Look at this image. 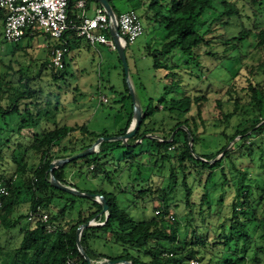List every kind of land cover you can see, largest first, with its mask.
Returning <instances> with one entry per match:
<instances>
[{
    "label": "trees",
    "instance_id": "1",
    "mask_svg": "<svg viewBox=\"0 0 264 264\" xmlns=\"http://www.w3.org/2000/svg\"><path fill=\"white\" fill-rule=\"evenodd\" d=\"M76 1L68 0L74 24L80 21L73 12ZM84 1L86 9L90 2L100 6ZM108 2L117 16L123 5L163 29V43L147 50L153 67L164 71L162 94L149 97L145 107L140 104L139 128L126 143L103 141L93 154L53 170L62 185L102 196L108 210L100 215L102 206L93 198L54 188L48 168L109 136L89 131L85 124L54 122L39 133L26 130L22 116L33 114L28 104H19L38 91L29 88L28 78L14 82L0 72V119L15 113L20 120L17 130H7L8 124L0 128V180L8 190L0 197V264H86L76 231L91 221L102 225L85 228L80 244L93 262L264 264V0ZM207 12L211 17L201 32L206 20L200 19ZM229 26L237 28L234 35L227 34ZM220 28L224 34L214 35ZM214 43L223 48L224 59L239 51L240 66L219 87L202 90L199 57ZM55 47L67 53L63 41ZM125 91L122 100L131 99ZM132 118L131 111L118 136ZM31 156L37 165L29 164ZM72 172L100 180L99 188L78 189L69 178ZM17 175L23 177V187L17 185ZM23 190L32 197L29 212L39 208L47 214L46 222L34 217L22 226L28 216L17 214L15 207ZM127 195L131 205H150L151 217L135 221L118 202ZM77 201H82L81 209L69 218ZM47 227L53 230L47 232ZM94 240L119 246V254L95 251Z\"/></svg>",
    "mask_w": 264,
    "mask_h": 264
},
{
    "label": "rangeland",
    "instance_id": "2",
    "mask_svg": "<svg viewBox=\"0 0 264 264\" xmlns=\"http://www.w3.org/2000/svg\"><path fill=\"white\" fill-rule=\"evenodd\" d=\"M95 5L93 2L88 4L86 9L88 16L93 15ZM73 8V12L76 10L78 14L81 13V10ZM120 9L122 12L128 11V8L123 5ZM136 13L141 19L144 32L127 47L125 55L135 100L139 106L141 104L145 107L149 97L155 99L162 94L164 71L153 67V59L147 55V50L163 43L164 31L162 28H154L141 11ZM208 17L207 12L200 19V21L206 20L201 26V32L206 28L211 16ZM214 32V35L224 34L221 28L214 29ZM236 32L237 28L228 27L227 34L234 35ZM45 37L38 35L32 41L23 37L18 43L10 44L4 41L0 29V72L7 73L4 79L16 82L19 78L23 81L28 78L29 88L38 91L33 99H23L19 104L20 108H24V103L28 104L33 114L32 118L23 114L25 129L39 133L44 128H52L54 122L69 126L85 124L89 131L98 135L118 136L128 115L131 111L133 113V103L128 98L122 100L121 94L127 96L125 87L127 89L128 87L116 51L109 50L104 45L91 46L84 38H81L79 46L76 48L71 46L65 54L64 70L59 71L60 69L50 67L47 47H55L63 40ZM203 50L206 51L201 52L199 57L200 69L196 70L201 76L198 83L202 90L210 86L217 88L238 70L240 52L235 51L231 57L224 59L222 58L223 48L219 47L218 43ZM243 52H246V48ZM196 80L194 79L195 82ZM101 98L107 101H100ZM229 108L231 109V106ZM19 122L18 115L11 113L4 119H0V128H5V124H8L7 130L14 131V129L17 130ZM155 127H159L158 121ZM28 161L29 164L37 165L36 157L31 156ZM68 170L70 167L66 168V171ZM69 178L81 190H93L100 185V180H92L85 173L72 172ZM15 180L19 187H23L24 180L21 175H17ZM31 199V194L23 190L17 199L15 212L28 216ZM131 201L130 195L118 198L119 204L126 208L135 221H143L151 217L150 205L140 208L138 205H131ZM81 203L82 201H77L71 210H68L69 218L76 216L81 209ZM29 223L28 218L21 221L22 226H27ZM249 230H251L250 226ZM91 245L99 253L116 255L120 252L119 246L101 240H94Z\"/></svg>",
    "mask_w": 264,
    "mask_h": 264
},
{
    "label": "built area",
    "instance_id": "3",
    "mask_svg": "<svg viewBox=\"0 0 264 264\" xmlns=\"http://www.w3.org/2000/svg\"><path fill=\"white\" fill-rule=\"evenodd\" d=\"M74 7L81 10L77 15L80 19L78 24H74L68 18V0H0V15L3 17L2 35L6 43H18L26 34L28 29L39 30L43 35L54 39H62L67 31L73 30L77 37L84 38L89 45H104L109 50H115V46L109 32L112 22L107 16L102 6L94 8L92 16L87 15L86 2L78 0ZM116 26L118 28L120 41L122 44H132L140 37L144 28L139 15L133 11L123 12L116 15ZM66 49L54 47L50 51V64L53 68L62 69ZM100 101L106 102L105 98ZM98 100V102H100ZM8 195V190L0 180V197ZM97 200V199H96ZM98 201V200H97ZM157 213V212H156ZM37 217L42 222H46L47 214L29 212L28 220ZM172 218L171 216H169ZM93 225H102L91 221ZM53 227H47V232H51ZM196 264L195 261L191 262ZM66 264H73L68 260Z\"/></svg>",
    "mask_w": 264,
    "mask_h": 264
},
{
    "label": "water",
    "instance_id": "4",
    "mask_svg": "<svg viewBox=\"0 0 264 264\" xmlns=\"http://www.w3.org/2000/svg\"><path fill=\"white\" fill-rule=\"evenodd\" d=\"M100 6H102L107 14V16L110 18L111 22H112V26L109 29V36L111 38V40L114 43L115 46V51L117 53V56L122 64V68H123V72H124V77H125V82L126 85L128 87V91H129V95L131 97L132 103H133V118H132V122L130 123L129 128L127 129V131L125 132V134L123 135H119V136H109V137H99L90 147H88L87 149H85L82 152H79L75 155H72L70 157L67 158H63V159H58L56 161H53L50 163L49 168H48V172H49V182L50 184L61 191L70 193L72 195L75 196H79V197H86V198H93L94 200H98L97 202L101 204L102 209L100 211V215L102 214H106L108 207L106 204L105 199L100 196V195H96V194H92V193H87V192H82L79 191L75 188L72 187H68V186H64L62 185L58 180H56V178L53 176V170L63 166L66 163H69L73 160H76L78 158H83L85 156L91 155L94 152H96L97 147L99 146V144L103 141H117L120 140L123 143H126L128 139H130L138 130L141 119H142V111L141 108L139 106V104L136 102L135 97H134V92L132 89V85L129 81V69H128V64H127V60H126V55H125V45L122 44V42L120 41V37H119V32H118V28L116 26V14L113 12L108 0H95ZM189 145L191 146V144L189 143ZM92 225L91 222L88 223H84L82 225H80L76 231V246L77 249L80 253V255L83 257V259L85 260L86 264H132L131 262L124 260V259H120V260H110V259H106L103 260L99 263H94L93 261H91L89 259V257L87 256V254L85 253V251L83 250L81 244H80V236L82 234V231L87 228L88 226Z\"/></svg>",
    "mask_w": 264,
    "mask_h": 264
},
{
    "label": "crops",
    "instance_id": "5",
    "mask_svg": "<svg viewBox=\"0 0 264 264\" xmlns=\"http://www.w3.org/2000/svg\"><path fill=\"white\" fill-rule=\"evenodd\" d=\"M95 7H97V6H95ZM75 15H78L76 10H75ZM3 23H4V20H3L2 16H0V29H1V31H2V27H3ZM38 35H42L44 38H46L45 35H43L39 30H31L30 32H27V34L25 35V38L30 39L32 41ZM80 39L81 38L77 37L75 34L67 33L65 36V39L63 40V43L68 45L67 52L71 46L74 48L78 47ZM51 48H53V47L52 46L47 47V54H49V55H50ZM98 262H100V261H98ZM94 263H96V262H94Z\"/></svg>",
    "mask_w": 264,
    "mask_h": 264
}]
</instances>
